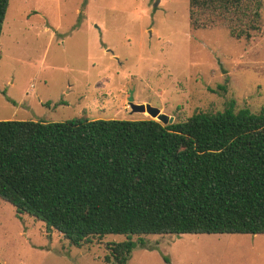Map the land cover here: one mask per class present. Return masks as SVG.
I'll return each instance as SVG.
<instances>
[{
  "label": "rangeland",
  "instance_id": "1",
  "mask_svg": "<svg viewBox=\"0 0 264 264\" xmlns=\"http://www.w3.org/2000/svg\"><path fill=\"white\" fill-rule=\"evenodd\" d=\"M243 8L200 11L195 29L189 0H10L0 121L153 120L131 112V95L175 122L223 112L232 101L236 112L259 113L264 0ZM142 237L147 247L127 264H264V235ZM125 240L110 234L76 247L0 199V264H107L106 245Z\"/></svg>",
  "mask_w": 264,
  "mask_h": 264
},
{
  "label": "trees",
  "instance_id": "2",
  "mask_svg": "<svg viewBox=\"0 0 264 264\" xmlns=\"http://www.w3.org/2000/svg\"><path fill=\"white\" fill-rule=\"evenodd\" d=\"M245 1L189 0L191 23ZM9 3L0 0V58ZM0 199L76 247L126 236L106 245L107 264H127L147 235H264V108L236 112L232 101L166 126L0 121Z\"/></svg>",
  "mask_w": 264,
  "mask_h": 264
},
{
  "label": "water",
  "instance_id": "3",
  "mask_svg": "<svg viewBox=\"0 0 264 264\" xmlns=\"http://www.w3.org/2000/svg\"><path fill=\"white\" fill-rule=\"evenodd\" d=\"M128 102L132 113H147L154 121L157 120L164 126L172 125L175 122L173 117L162 113L160 109L152 107L150 104H136L132 95Z\"/></svg>",
  "mask_w": 264,
  "mask_h": 264
}]
</instances>
